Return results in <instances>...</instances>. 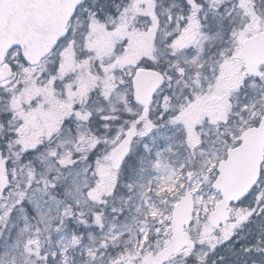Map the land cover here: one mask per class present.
I'll list each match as a JSON object with an SVG mask.
<instances>
[{"label": "snow or ice", "instance_id": "1", "mask_svg": "<svg viewBox=\"0 0 264 264\" xmlns=\"http://www.w3.org/2000/svg\"><path fill=\"white\" fill-rule=\"evenodd\" d=\"M0 264H264V0H0Z\"/></svg>", "mask_w": 264, "mask_h": 264}]
</instances>
